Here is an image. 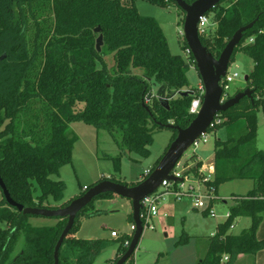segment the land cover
<instances>
[{
  "label": "trees",
  "instance_id": "1",
  "mask_svg": "<svg viewBox=\"0 0 264 264\" xmlns=\"http://www.w3.org/2000/svg\"><path fill=\"white\" fill-rule=\"evenodd\" d=\"M135 1L0 0V57L4 56L0 60V178L15 203L56 209L70 202H62L64 182L52 177L72 162L77 138L70 133L71 123L119 134L122 152L146 156L155 130L167 124L185 128L194 118L189 106L196 89L189 87L186 78L189 68L195 67L192 56L172 54L157 21L139 14ZM145 1L176 6L172 0ZM178 11L183 22L184 13ZM205 15L215 30L200 41L215 58L240 27L255 21L230 59L231 64L240 52L252 61L246 86L234 93L251 89L252 101L244 98L220 113L223 122L216 129L225 128L227 137L215 140L214 175L205 183L217 198L225 181H253L246 195L232 198L233 206L216 224L198 261L232 264L238 255H254L264 248V239L256 238L264 214V153L255 148L256 110H264V0H223ZM97 28L100 31L95 33ZM99 36L102 46L97 52ZM249 38L253 42L244 44ZM181 48H187L183 39ZM154 84L165 87L163 104L151 94ZM183 92L189 93L183 96ZM172 131L167 147L176 136ZM189 163L193 164L190 172L198 175L202 163L195 153L185 164ZM104 180L126 185L112 176L95 183ZM112 197L105 193L93 201ZM93 201L77 214L58 251V264H92L113 244L108 239L75 237L81 220L97 213ZM245 216L250 218L249 227L240 235L231 233L237 219ZM30 217L9 207L0 190V264H55L54 249L66 219L55 218L54 225L37 227ZM187 240L182 236L178 244ZM117 241L110 264L126 252L125 242L130 244L131 237L124 235ZM223 256L228 260L221 263Z\"/></svg>",
  "mask_w": 264,
  "mask_h": 264
},
{
  "label": "rangeland",
  "instance_id": "2",
  "mask_svg": "<svg viewBox=\"0 0 264 264\" xmlns=\"http://www.w3.org/2000/svg\"><path fill=\"white\" fill-rule=\"evenodd\" d=\"M135 6L139 14L152 17L157 21L170 52L185 56L181 48L183 22H181L182 17L177 7L174 5L161 7L145 0H136ZM252 67V61L247 56L240 52L235 54L234 60L229 64V72L236 73L238 77L230 86V96L234 95L236 90L246 86L244 77L252 70ZM186 78L190 88L197 89L201 84L195 67L189 68ZM156 90L157 88L153 86L152 96L155 95ZM256 120L255 148L264 153V110L261 107L256 110ZM69 128L70 133L77 138L74 142L72 162L62 166L58 174L52 177L65 184L62 202L70 201L81 190L92 186L100 178L112 176L126 185L135 183L163 155L173 134V131L167 128L155 130L152 142L148 146V154L139 156L135 153L122 152L117 143L120 140L119 134L111 135L106 130L96 129L80 122L71 123ZM226 137L225 128L209 129L208 142L200 143L196 149H189L181 161H186L192 153H195L202 164L212 163L215 140H225ZM116 158H119L118 167L114 164ZM252 187L253 181L248 179L225 181L219 185L217 200L214 202L209 201L203 190L196 191L191 196H181L178 199L171 194H166L159 202L158 215L152 218L149 223L150 227L143 229L129 262L131 264H197L198 257L202 258L205 255L208 237L216 232V224L225 219L228 209L233 206L232 198L246 195ZM195 197H200L204 205L202 209L193 208L192 203ZM93 208L97 210V213L81 220V226L75 233V237L113 240V244L92 263L107 264L116 255L119 246L117 240L124 235L132 239L134 234V225L130 220L132 206L129 200L113 196L111 199L93 201ZM206 210L207 213L204 214L203 211ZM212 211L214 215H211ZM29 222L37 227L52 226L56 220L55 218L32 216ZM249 224V217H240L230 232L240 235ZM112 231L116 232L118 237L111 238ZM182 236H188V240L178 244ZM21 246L22 240L16 247L17 253L20 252ZM262 250L264 248L258 252Z\"/></svg>",
  "mask_w": 264,
  "mask_h": 264
},
{
  "label": "water",
  "instance_id": "3",
  "mask_svg": "<svg viewBox=\"0 0 264 264\" xmlns=\"http://www.w3.org/2000/svg\"><path fill=\"white\" fill-rule=\"evenodd\" d=\"M177 8L184 13L182 25V37L195 63V68L200 77L203 88L202 103L199 112L194 116L191 122L185 128H179L172 124L165 125V128L174 130L176 136L171 141L156 166L149 175L141 182L134 186H127L115 183L109 180L100 181L92 185L81 196L75 197L64 206L56 209L31 208L15 203L9 196L8 191L0 178V190L6 204L17 209L23 215L39 216L44 218H65L66 226L64 227L54 249V261L58 264V251L63 241L68 237L69 232L74 224L77 214L87 207L96 197L101 194L109 193L113 196L124 198L131 202L132 221L134 225V234L126 252L115 262V264H125L133 255L139 240L141 238L143 227L140 219L141 201L159 188L163 181L176 180L170 175L177 162L189 150L192 143L202 134H205L215 115L223 113L233 106L237 105L242 99L248 98L252 101L251 89H245L228 100L221 102L222 89L220 86L221 79L225 76L230 64L231 56L240 44L243 34L252 28L255 21L240 27L227 41L225 47L217 58L201 44L197 31V24L200 17L210 12L217 4L223 0H195L191 4L183 0H172ZM100 31L95 29V33ZM102 46V37L96 39L95 48L97 52ZM4 56L0 57L2 60ZM245 82L247 76L244 77ZM155 96L159 98L161 104L164 101L165 87H157ZM189 92H183L187 96Z\"/></svg>",
  "mask_w": 264,
  "mask_h": 264
},
{
  "label": "built area",
  "instance_id": "4",
  "mask_svg": "<svg viewBox=\"0 0 264 264\" xmlns=\"http://www.w3.org/2000/svg\"><path fill=\"white\" fill-rule=\"evenodd\" d=\"M215 30V24L211 23L209 18L204 15L199 18L198 24H197V31L199 37L201 36H207L209 33L213 32ZM253 38H249L246 40V43H252ZM243 44V45H244ZM185 56L191 55V52L188 48H186L184 51ZM238 75L236 73L231 74L229 72V67L227 69V72L225 76L221 79L220 86L222 89V96H221V102H224L229 99V91L230 86L234 82V79H236ZM193 98L189 106V113L191 115H196L200 108L202 103V95H203V88L200 84L198 88L192 92ZM223 122V119L220 117V113L215 115L213 121L210 123L207 131L205 134H202L198 139H196L189 149H196V147L202 143L206 144L208 142L207 139V132L209 129L215 130L218 125H220ZM199 161V160H197ZM186 161H181V159L177 162L175 167L173 168L170 175L176 180L173 181H163L159 188L155 190L150 195L146 196L140 203H141V210H140V219L142 222L143 229L145 227H150V222L153 217H156L158 215V205L160 200L166 195L171 194L175 198H179L181 196H191L196 191L199 192L203 190V193L209 198L210 202H214L217 200L212 194V191H208V189L205 186V183H207L212 176L214 175V165L213 162L209 164H202L201 167L198 169V175L190 172V169L192 168L193 164L189 163L188 165L185 164ZM202 163V162H201ZM150 173V170L145 171L139 178L147 177ZM84 188L83 190H85ZM192 206L194 209L199 210L204 207L203 203L200 200V197H195L192 203ZM211 215H214V212H211ZM227 217V214L225 215V218ZM111 238L118 237V234L114 231L110 233ZM125 245L129 246V242L126 241ZM228 260L227 256H223L221 259V263L226 262Z\"/></svg>",
  "mask_w": 264,
  "mask_h": 264
},
{
  "label": "crops",
  "instance_id": "5",
  "mask_svg": "<svg viewBox=\"0 0 264 264\" xmlns=\"http://www.w3.org/2000/svg\"><path fill=\"white\" fill-rule=\"evenodd\" d=\"M196 157H197V160H199L201 162L200 158L198 156H196ZM249 225L246 227V229L249 227ZM256 238L258 240H263L264 239V214H263V219H262V221H261V223H260V225H259V227L257 229ZM202 258L198 257V260H197L196 263L198 264V261L200 259H202ZM112 260H110V261H112ZM109 262L107 264H110ZM233 264H264V250L254 254V255H238L236 260H235V262Z\"/></svg>",
  "mask_w": 264,
  "mask_h": 264
}]
</instances>
